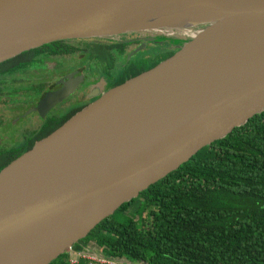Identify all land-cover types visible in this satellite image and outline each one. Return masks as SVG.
Returning a JSON list of instances; mask_svg holds the SVG:
<instances>
[{"label": "water", "instance_id": "obj_1", "mask_svg": "<svg viewBox=\"0 0 264 264\" xmlns=\"http://www.w3.org/2000/svg\"><path fill=\"white\" fill-rule=\"evenodd\" d=\"M178 32L187 36L166 42L173 56L0 171V264H51L264 111V0H0V64L59 41L142 35L130 59ZM75 75L35 111L43 116L73 93L82 80Z\"/></svg>", "mask_w": 264, "mask_h": 264}, {"label": "trees", "instance_id": "obj_2", "mask_svg": "<svg viewBox=\"0 0 264 264\" xmlns=\"http://www.w3.org/2000/svg\"><path fill=\"white\" fill-rule=\"evenodd\" d=\"M71 42L51 43L0 64V102L21 89L3 78L55 56L74 53L77 49ZM78 42L98 45L92 56L109 68L129 46L125 40L113 44ZM164 44L156 60L144 65L129 62L119 83L177 52L173 43ZM43 90L39 84L25 92L32 98ZM12 151L0 154V171L24 153ZM119 215L125 220H119ZM90 243L98 245L106 256L146 264H264V111L125 203L73 249L81 250ZM51 264H69L67 254Z\"/></svg>", "mask_w": 264, "mask_h": 264}, {"label": "flooded vegetation", "instance_id": "obj_3", "mask_svg": "<svg viewBox=\"0 0 264 264\" xmlns=\"http://www.w3.org/2000/svg\"><path fill=\"white\" fill-rule=\"evenodd\" d=\"M131 35H133L134 37L131 40H125V41L128 42L129 45L135 44L136 47L139 46L142 43V38L144 37L139 34H131ZM73 41H81V40H73ZM113 43L114 42H106V44H113ZM98 44H104V43H98ZM152 44H158L157 46L161 50L165 46L164 43L153 42ZM83 45L85 49L89 50V54L86 57L90 59L88 61L85 60L82 62L81 66H83L84 68L81 67V69H76L61 75L51 86L44 87L43 88L44 90L38 96L32 94L34 97L29 98L30 95L25 92L26 95L28 96V101H23V100H19V101L29 102V105L30 103L32 104L31 106L28 105L29 108L25 112L28 115L24 117L25 123L27 125L26 128L27 131H25V133L22 135L20 142L18 141L17 143L11 146L0 145L1 146L0 154H3V152L7 150H13L12 152H14V150L17 151L24 150L25 153L26 151L30 150L28 149L29 147L35 145L40 140L52 134L55 130H57L64 123H66L72 116H74L76 113H78L79 111H81L82 109L93 103L94 101H96L104 93L131 79L128 78L122 83H119L124 75L123 72L126 71L127 69L129 70L128 63L133 61L135 64H138L137 62H139V61H134V56L129 59L128 55L130 52L128 54H126L125 52L126 55L124 54L122 57L119 58L118 60L119 63L116 62L113 68H109L106 62L102 63L92 56V50L100 48L98 45H94V44H90L88 46L87 44H83ZM150 45L151 43H148L147 47ZM75 48L77 49V51L80 49V47H75ZM83 51L85 52V50ZM122 58L126 59L125 62L123 61ZM140 63L142 64L143 61H141ZM144 64L145 63H143V65ZM73 73H76L75 78L77 77L82 78L81 82L78 84L74 92L71 93L61 103L56 105L54 108H52L49 112H47L43 116L37 111H35L40 100L44 98V96L48 92L55 91L61 88L62 85L58 86L57 83L63 78H65L67 75ZM36 85L25 86L21 89L25 90L27 87L36 86ZM10 101H15V100L11 99Z\"/></svg>", "mask_w": 264, "mask_h": 264}, {"label": "rangeland", "instance_id": "obj_4", "mask_svg": "<svg viewBox=\"0 0 264 264\" xmlns=\"http://www.w3.org/2000/svg\"><path fill=\"white\" fill-rule=\"evenodd\" d=\"M160 35L162 37L159 39L161 43H166L168 40L174 41L175 39H179L178 36ZM154 36L158 37L156 35ZM133 37V35H127L122 39L131 40ZM88 41L89 43L96 42L106 44L105 41L102 42V40L97 39H90ZM71 44L74 47H80V49L72 54L55 56L52 59L47 60L45 63H38L33 66H28L27 68L21 70L19 74H16L13 77H6L5 80L12 81L8 83V85H14L17 88H23L25 86L36 85L40 83L43 84V88L51 86L61 75L76 69H81V67H83L81 66L82 62L85 60H90L86 57L89 54V50L85 49L83 44L79 43L78 41H72ZM157 45L158 44L151 43V45L146 49L136 53L134 55V61L150 62L153 59L156 60L162 53L161 49L158 48ZM135 47V44H130L127 46L126 54L130 52L128 57H130L133 51H135L139 46L136 48ZM83 50H85V52ZM3 99L6 100L5 102H0V145L11 146L18 141L20 142L22 135L25 133V131H27V125L25 123L24 117L28 115L25 112L32 104L30 103L29 105V102L19 101L28 100V96L26 95L24 89H20L15 92L14 95L4 97ZM10 99H14L15 101H10ZM131 213L134 214L133 207L131 208ZM118 218L119 220H125L126 217L119 215Z\"/></svg>", "mask_w": 264, "mask_h": 264}, {"label": "built area", "instance_id": "obj_5", "mask_svg": "<svg viewBox=\"0 0 264 264\" xmlns=\"http://www.w3.org/2000/svg\"><path fill=\"white\" fill-rule=\"evenodd\" d=\"M69 264H81L87 262L89 264H146L131 260L127 257H109L96 244L90 243L81 250L71 248L67 251Z\"/></svg>", "mask_w": 264, "mask_h": 264}, {"label": "bare ground", "instance_id": "obj_6", "mask_svg": "<svg viewBox=\"0 0 264 264\" xmlns=\"http://www.w3.org/2000/svg\"><path fill=\"white\" fill-rule=\"evenodd\" d=\"M167 35L170 36H178V37H182L184 38L185 36H187V34L185 32H178V33H166Z\"/></svg>", "mask_w": 264, "mask_h": 264}]
</instances>
